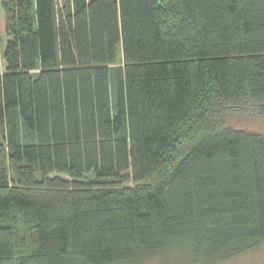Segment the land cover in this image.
Masks as SVG:
<instances>
[{
  "label": "trees",
  "instance_id": "trees-1",
  "mask_svg": "<svg viewBox=\"0 0 264 264\" xmlns=\"http://www.w3.org/2000/svg\"><path fill=\"white\" fill-rule=\"evenodd\" d=\"M61 1L0 0V264L262 246L264 0Z\"/></svg>",
  "mask_w": 264,
  "mask_h": 264
},
{
  "label": "rangeland",
  "instance_id": "rangeland-1",
  "mask_svg": "<svg viewBox=\"0 0 264 264\" xmlns=\"http://www.w3.org/2000/svg\"><path fill=\"white\" fill-rule=\"evenodd\" d=\"M63 4L64 1L62 0ZM2 11L0 10V15ZM118 56H122V47L118 46ZM224 116L228 126L234 130H241L264 137V117L260 116L253 107H233L225 105L217 116ZM140 264H166L160 257L144 260ZM170 264V263H169ZM187 264V263H174ZM222 264H264V244L258 249L240 255Z\"/></svg>",
  "mask_w": 264,
  "mask_h": 264
}]
</instances>
